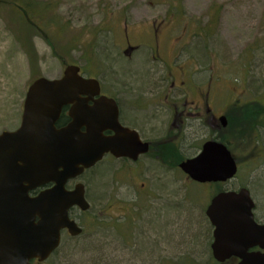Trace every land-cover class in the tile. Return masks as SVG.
<instances>
[{"label": "rangeland", "instance_id": "obj_1", "mask_svg": "<svg viewBox=\"0 0 264 264\" xmlns=\"http://www.w3.org/2000/svg\"><path fill=\"white\" fill-rule=\"evenodd\" d=\"M33 1L53 9L45 31L27 34L19 13L0 7V134L20 127L32 83L61 79L68 65L81 67L105 89L136 92L142 104L172 102L165 94L176 76L174 64L190 65L191 90L204 92L216 115L252 103L264 109V0ZM154 23L167 30L158 61L148 32ZM127 40L137 48L125 54ZM128 103L123 100L126 112ZM262 141L264 130L248 145L232 142L240 171L226 186L157 170L150 159L144 161L150 171L131 181L121 162L99 163L83 177L92 203L80 216L84 235L65 239L48 264H216L206 209L220 191L247 187L264 212V160L254 162ZM205 142L198 133L186 156Z\"/></svg>", "mask_w": 264, "mask_h": 264}, {"label": "water", "instance_id": "obj_2", "mask_svg": "<svg viewBox=\"0 0 264 264\" xmlns=\"http://www.w3.org/2000/svg\"><path fill=\"white\" fill-rule=\"evenodd\" d=\"M80 71L79 66L70 65L61 79L36 80L27 93L20 127L0 134V264H31L34 259L44 264L59 248L62 230L68 229L72 236L83 232L70 220L69 210L90 208L83 186L67 192L66 182L93 168L108 153L135 158L149 150L136 133L119 123L114 100L102 98L95 108L89 107V101L100 94V84ZM69 105L73 122L58 129L62 110ZM221 120L226 127L227 118ZM108 129L116 135L104 136ZM130 136L138 138L141 146L132 149ZM180 168L200 184L225 183L238 172L228 147L214 141ZM48 182L56 186L30 196ZM253 209L247 188L212 199L206 215L214 227L212 251L217 262L237 257L239 264H264V253L248 252L253 247L264 250V226L255 222Z\"/></svg>", "mask_w": 264, "mask_h": 264}, {"label": "flooded vegetation", "instance_id": "obj_3", "mask_svg": "<svg viewBox=\"0 0 264 264\" xmlns=\"http://www.w3.org/2000/svg\"><path fill=\"white\" fill-rule=\"evenodd\" d=\"M162 28H163L162 23L160 24L154 23L148 29L149 35L154 42V47L152 48L153 57L157 61H158V58H160V46L158 45L159 40L167 32L166 29L162 30ZM174 40L177 44L183 41V39H181L180 37H178L177 40L176 39ZM176 46H175V50H176ZM134 48H137V47L132 46L131 42L127 40L124 53L128 54L132 50H134ZM174 66H175L174 70H175L176 76L173 79L170 85V88L165 94V98L168 101L171 99L172 102L157 103L155 101L152 103L149 102V103L142 104L141 101L143 100V98L136 92H128L125 90L114 91L111 89H105L102 86V83L100 82V85H101L100 94L94 96V98L88 103L89 107L93 109L96 106L95 102L101 100L102 98H108V99L114 100L118 108L119 123L122 125V127L138 135L139 139L134 136L129 137V139L132 142L131 148L134 149V148H138L139 146H141L140 145L141 143H139L137 139L140 140L143 144L149 145L148 152H146L145 154H139L135 158L134 157L117 158L112 153H108L104 156V159L101 162H99V163H103L108 158H110L111 161L115 163L121 162L122 169H124V170H121L124 173L123 176H125V178H127L129 181L135 180V178H141L142 176L146 175L147 172L150 171L145 166L144 161H146L147 159H150L154 164H156L157 170L165 171L166 173H172V175L174 174L177 175L178 172H181L182 174L185 175L187 180L193 181L188 175H186L181 170L180 165L183 162L189 159H192L196 157L198 154H200V152H202L203 150V146L207 142L215 141L218 143H224L223 141L226 137V129L223 128L221 124V121H222L221 119L222 117L226 115H223V114L216 115L213 112L212 106L206 100L207 95H205L204 92H201V93L198 92V88H197V91L191 90L190 86L192 85L190 83H193L194 73L191 71L190 65L174 64ZM193 97H199L201 101L195 102L192 99ZM83 98L88 99L89 97L87 96ZM123 100H126V102L127 101L129 102L127 104V107L129 108L127 112L124 110ZM71 109H72V105L66 106L63 108L60 119L57 122L58 129L66 128L73 122V119L70 116ZM109 110L112 111L111 107H109ZM258 115H259V118L257 119V121L260 120V122L263 124L264 123V111L259 112ZM257 121H254V123L256 125V128H258L257 134H260V131L264 130V125L260 126L261 124H259ZM254 123L251 122L250 125H253ZM210 129H212L213 132H211ZM85 131H86V128L82 127V132H85ZM198 133H202L203 136H206V142L203 144V146L201 147V149L199 150L197 154H195L196 153L195 152L193 157L189 158L186 156L187 151L189 149L188 147L189 140L194 138ZM103 134L106 137H114L116 135L115 131L112 129L105 130ZM255 151L256 152L259 151V153L258 155L256 154L257 158L255 159L254 162L256 163L259 160L260 161L264 160V141H262L261 143L258 142V146L255 148ZM233 154L237 160L236 153L233 152ZM180 158H181V162H179ZM170 160H174V162H171V165L166 163L167 161H170ZM99 163L96 166H94L92 169L97 167ZM237 164H238V173H239L240 165H239L238 160H237ZM92 169L86 170L82 175L76 178L69 179L65 184V190L67 192H74L78 186L82 185L84 188L85 199L90 204V209L86 212L82 211L79 207H76V206L72 207L69 210L70 220L74 221L80 228H82L83 233L79 236L74 237L70 235V232L68 231V229L62 230L61 245L48 258V260L45 262L46 264H48V262L61 250L65 239L77 240L78 238H81L84 235L85 227L81 221L80 216L88 213L91 210L92 203L89 199L87 186L83 183V177L87 174L88 171ZM229 183H231V181L227 183H207L204 185L208 187L218 186V185L226 186ZM55 186H56V183L48 182L45 185L30 192V196L36 197L41 192L52 190ZM142 187H147V186L143 184ZM241 189L242 188L230 189V190L239 191ZM250 193L254 201V209H253L254 220L258 225L264 226V212L260 209V206L258 202L255 200L251 190H250ZM146 195L147 197H150V194L146 193ZM133 205L136 206V202H134ZM112 208H114V204L112 205ZM137 208L140 209V206H138ZM207 209H206V212H207ZM128 210L129 208L126 211ZM162 212H160L158 215H160ZM124 216L127 217L126 214ZM136 216L137 214L133 213L132 216L127 219L132 220ZM138 219L140 221L141 214L138 215ZM155 219H158V218H155ZM155 219L153 220L155 221ZM154 221H151V222H154ZM208 222L210 224V231L212 233L211 253L213 257L212 244L214 241V227L212 226L209 219H208ZM134 223H136V221L128 222L127 224L130 225ZM248 252L249 253H255V252L264 253V250H261L260 247H253V248H250ZM239 262H240L239 258L231 257L226 262L218 263V264H238ZM30 263L31 264H42L41 262H39V260H31Z\"/></svg>", "mask_w": 264, "mask_h": 264}, {"label": "trees", "instance_id": "obj_4", "mask_svg": "<svg viewBox=\"0 0 264 264\" xmlns=\"http://www.w3.org/2000/svg\"><path fill=\"white\" fill-rule=\"evenodd\" d=\"M9 6L12 11L19 13L21 21L27 31V34H32V32L37 33L39 31H45L48 29V15L47 13L53 12V9L46 3L42 4L33 0H0V7ZM62 31L63 28L59 27ZM258 103L245 104L240 106H235L232 111H229L227 117L229 120L228 126L226 128V137L224 143L229 147H233V143L248 145L249 142L256 141L258 138L257 129L254 121L259 118V111L254 106ZM241 112V115H236L234 111ZM253 122V125L250 123ZM260 126H263L259 121H257ZM232 149V148H231ZM221 192V191H220Z\"/></svg>", "mask_w": 264, "mask_h": 264}]
</instances>
